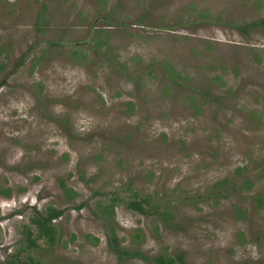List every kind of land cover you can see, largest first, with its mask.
<instances>
[{
    "label": "rangeland",
    "instance_id": "1",
    "mask_svg": "<svg viewBox=\"0 0 264 264\" xmlns=\"http://www.w3.org/2000/svg\"><path fill=\"white\" fill-rule=\"evenodd\" d=\"M263 17L264 0H0V264H155L111 228L150 258L264 264V28H236ZM50 208L55 242L28 246Z\"/></svg>",
    "mask_w": 264,
    "mask_h": 264
},
{
    "label": "trees",
    "instance_id": "2",
    "mask_svg": "<svg viewBox=\"0 0 264 264\" xmlns=\"http://www.w3.org/2000/svg\"><path fill=\"white\" fill-rule=\"evenodd\" d=\"M262 26L264 28V17L253 21L251 23H246L245 25H236V28L239 30H247L249 27H259ZM104 43V42H103ZM102 45V44H100ZM171 76L174 77L178 76V73H175V70L173 68H169ZM179 76H181L179 74ZM62 188L64 191L70 194V197L72 199L76 198L77 192H75L71 187L67 186L64 181H62ZM148 205H150V201L148 198H142L141 200H132L128 206L134 210H137L140 213H148ZM79 207H82L80 205ZM108 209L104 211V213L110 217V219L114 218V213H115V204H110ZM241 210V209H240ZM242 211V210H241ZM244 212V211H242ZM64 213L63 210H59L56 208H50L46 214H38L35 216L32 221L36 225L38 234L37 237L33 236L32 230L28 229V240L29 244L28 246L34 247L37 246L38 244V239L40 238H45L49 243L53 244L56 240V228L54 226V220L62 216ZM112 233H111V240L113 241V248L114 250L119 253L120 255H126L128 257H141L145 260L152 261L155 264H177V261L182 260V256L178 255L177 257L174 256H167V255H160L156 256L153 258H150L146 255H143L140 252H131L125 249H122L119 246V243L117 241V236L114 233V229L111 228ZM98 240V239H97ZM9 264H15L14 262H8ZM30 264H40L39 262L35 261L33 257H30Z\"/></svg>",
    "mask_w": 264,
    "mask_h": 264
}]
</instances>
